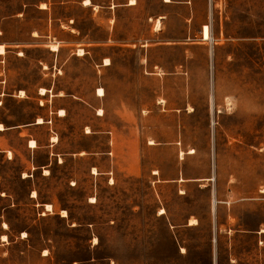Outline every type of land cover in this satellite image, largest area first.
<instances>
[{
	"label": "rangeland",
	"instance_id": "rangeland-1",
	"mask_svg": "<svg viewBox=\"0 0 264 264\" xmlns=\"http://www.w3.org/2000/svg\"><path fill=\"white\" fill-rule=\"evenodd\" d=\"M129 1L0 0V264H264V0Z\"/></svg>",
	"mask_w": 264,
	"mask_h": 264
},
{
	"label": "bare ground",
	"instance_id": "bare-ground-1",
	"mask_svg": "<svg viewBox=\"0 0 264 264\" xmlns=\"http://www.w3.org/2000/svg\"><path fill=\"white\" fill-rule=\"evenodd\" d=\"M165 2H170L171 0H164ZM84 5H89L90 4V0H84ZM129 3L130 4H134L135 3V0H130L129 1ZM44 7V4H41V8H43ZM161 18V17H160ZM160 18H158L157 20H155V24H156V26L157 27H159L160 26ZM51 49L52 50H56L57 49V47L56 46H52L51 47ZM5 52V50H4V47H3V45H1L0 44V54H3ZM77 55H83V50L82 49H78V52H77ZM210 55H211V50H210ZM110 62H109V60L106 58V59H104V64L103 65H108ZM19 95H23L24 94V91L23 90H20L19 92ZM39 93L40 94H42V95H44L45 93H46V89L45 88H40V90H39ZM96 95L97 96H103L104 95V91H103V89L102 88H98L97 89V93H96ZM212 112H213V102H212V97L210 96V113L212 114ZM98 115H101V109L98 111V113H97ZM58 115L59 116H63V115H65V111H64V109H59V111H58ZM36 123H43V120H42V118H40V117H38L37 119H36ZM211 124H213V122H211ZM2 129H4V127H3V125L0 123V130H2ZM51 140L52 141H56V137H51ZM149 143H153L152 141H149ZM28 146L30 147V148H34V147H36V142L34 141V140H30L29 142H28ZM189 153H192V152H194V150L193 149H190L189 151H188ZM11 153L9 152V155H10ZM180 154H182V151H181V153ZM92 172L93 173H96V170H95V168H92ZM154 173H157V171H153ZM44 173L45 174H47L48 173V171L45 169L44 170ZM24 176H26V174H24ZM36 196V193L33 191L32 192V197H35ZM91 202H94V199H92L91 200ZM214 207H215V200H214V198L212 197V200H211V211H212V213H214ZM46 209L47 210H51V206L50 205H46ZM162 212H163V210H161ZM63 216H65V214H63ZM197 222H196V220L195 219H190L189 220V224H196ZM3 227L5 228L6 227V224L5 223H3ZM261 232H264V229H262L261 230ZM2 240H5V235H2Z\"/></svg>",
	"mask_w": 264,
	"mask_h": 264
},
{
	"label": "crops",
	"instance_id": "crops-1",
	"mask_svg": "<svg viewBox=\"0 0 264 264\" xmlns=\"http://www.w3.org/2000/svg\"><path fill=\"white\" fill-rule=\"evenodd\" d=\"M165 2V1H164ZM171 2V1H170ZM165 3H169V2H165ZM127 5H135V3L134 4H130V3H128ZM57 50V49H56ZM147 50V49H146ZM4 54V53H3ZM0 55H2V54H0ZM106 66V65H105ZM153 74H156L155 73V71H154V73ZM18 92L19 91H16V92H14V93H10V94H8V93H5V92H3V83L1 82V80H0V98L2 99V100H4V99H6V98H18V97H24V95H19L18 94ZM40 94V93H39ZM40 95H42V94H40ZM45 95V94H44ZM0 99V100H1ZM59 110V109H58ZM58 110H55V111H58ZM56 114H57V112H56ZM2 125H3V127H4V129H2V130H0V133H6V132H12L13 130H16L18 133H19V135H21L26 129V124L24 125V124H16V125H8V126H6L5 125V123L4 122H0ZM34 124H38V123H34ZM39 124H42V123H39ZM20 129V130H19ZM20 131V132H19ZM149 144V143H148ZM151 145V144H150ZM26 146L28 147V148H30L29 146H28V142H26ZM35 148V147H34ZM6 151H4V150H2V149H0V153H5Z\"/></svg>",
	"mask_w": 264,
	"mask_h": 264
},
{
	"label": "clouds",
	"instance_id": "clouds-1",
	"mask_svg": "<svg viewBox=\"0 0 264 264\" xmlns=\"http://www.w3.org/2000/svg\"><path fill=\"white\" fill-rule=\"evenodd\" d=\"M259 107V106H258Z\"/></svg>",
	"mask_w": 264,
	"mask_h": 264
}]
</instances>
